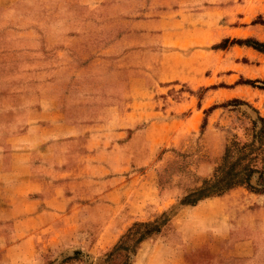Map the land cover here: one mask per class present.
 I'll return each instance as SVG.
<instances>
[{
  "label": "crops",
  "instance_id": "1",
  "mask_svg": "<svg viewBox=\"0 0 264 264\" xmlns=\"http://www.w3.org/2000/svg\"><path fill=\"white\" fill-rule=\"evenodd\" d=\"M177 1L156 15L162 47L200 45L174 51L197 55L201 45L212 43L215 8L204 6L186 12L187 3ZM172 10L169 23L166 16ZM245 20L237 16L223 30L231 38L264 41V24ZM227 49L240 50V58L249 61H240V72L230 78L258 77L257 60L263 57L262 52L238 43ZM169 63L160 60L155 86L170 78L185 81L191 88L208 83L207 66L201 67V61L187 67L182 66L184 62L174 63L173 74L168 70L165 75ZM141 88L148 86L142 84ZM246 90L254 92L240 82V96ZM106 93L89 98L68 90L60 102L45 99L32 105L29 112L4 121L11 127L0 143V229L4 239L0 251L5 260L0 264H43L36 253L50 247L58 252L104 249L134 221L153 219L177 197L201 186L214 170V161L205 157L201 164L175 176L176 180L165 181L166 160L174 153L163 152L154 164L159 179L150 199L149 153L144 145L148 134L143 129L134 135L131 132L137 115L143 119L147 102L124 101ZM137 105L141 110L134 109ZM57 111L61 121L55 119ZM134 136L144 141L141 148L132 147ZM57 139L62 145L61 163L55 165L49 162L53 155L49 147ZM133 170L140 178L133 180L127 175ZM257 180L258 175L252 174L249 184L254 186ZM259 243L264 245V189L258 192L239 185L195 204L180 205L160 231L139 242L130 264H194L195 259L207 256L248 258Z\"/></svg>",
  "mask_w": 264,
  "mask_h": 264
},
{
  "label": "rangeland",
  "instance_id": "2",
  "mask_svg": "<svg viewBox=\"0 0 264 264\" xmlns=\"http://www.w3.org/2000/svg\"><path fill=\"white\" fill-rule=\"evenodd\" d=\"M174 1L0 0V143L5 141L11 127L4 121L29 112L32 105L37 106L45 99L49 103L60 102L68 90L89 98L107 91L106 94L120 100L147 102L143 119L137 115L131 132L134 135L143 129L148 134V143L144 145L145 148L148 145L149 153L150 199L158 186L154 164L161 153H174V157L168 156L166 160L165 181L176 180L175 176L201 164L205 157L215 163L201 186L177 197L153 220L160 222L170 216L183 200L193 198L186 195L213 183L218 174L227 170L228 159L242 153L247 155L241 165L254 167L252 174H258L253 187L264 189V137H254L262 125L261 118L264 119V53L257 60L260 73L257 78L240 75L230 78L231 74L240 72V61H249L240 58V50H224L236 38L223 30L237 16L246 17L245 21H262L264 0H181L187 3L186 12L204 6L215 8L212 43L201 45L197 55H190L191 51L182 55L174 51L200 45L162 47L159 30L155 28L156 15L162 8L175 5ZM173 12L166 16L169 23ZM183 56L190 57L185 60ZM162 58L170 62L165 75H169L168 70L173 74L174 63L184 62L182 66L187 67L201 61V67L207 66L208 83L191 88L187 82L169 76L160 87L155 86L157 65ZM243 80L251 81L247 84L253 93L246 90L240 96ZM142 84L148 88H141ZM107 98L109 101L110 97ZM135 107L141 110L140 106ZM55 119L61 121L59 112ZM132 142L134 148H141L144 143L140 136ZM61 147L60 139L50 145L49 149L53 150L50 163H61ZM238 160L236 167H240ZM189 169L195 173L193 168ZM128 174L133 180L139 177L136 170ZM235 198L240 199L237 195ZM140 222L143 221L134 222L104 249L58 252L50 247L37 252L36 257L43 264H130L136 238L149 229ZM1 234L0 229V247H3ZM3 257L0 251V263L5 261ZM194 264H264V245H256L252 257L207 256L195 259Z\"/></svg>",
  "mask_w": 264,
  "mask_h": 264
},
{
  "label": "trees",
  "instance_id": "3",
  "mask_svg": "<svg viewBox=\"0 0 264 264\" xmlns=\"http://www.w3.org/2000/svg\"><path fill=\"white\" fill-rule=\"evenodd\" d=\"M254 22H255V20H254ZM256 22H259V21H256ZM260 23L264 24V19H262V21H260ZM250 38H252V39H250ZM249 40H252V42H250ZM235 43L246 44L248 46H252L256 50L264 53V41L257 40L254 37L238 38V39H234V40L232 39L231 44H235ZM242 82L251 83V81H249V80H243ZM261 122H262V125L258 129V131L256 132V135L254 136L257 139H259V138L262 139V137H264V119L263 118H261ZM246 155H247V153H242L237 158L233 159V157H230L228 159V166H227L228 168L226 171H224L221 174H218L216 179L210 185L205 186L199 190H196V191L191 192L190 194L186 195V198L189 195L193 196V198L190 200H183L182 204H184V205L195 204L196 202H198L199 200H201L205 197H209V196H213V195H220V194L226 192L227 190H229L235 186H238V185H246L251 190L258 191V192L263 191V189L255 188L249 184L250 177H251L252 173L255 172V168L248 166L244 163H243L244 165L243 164L241 165V160ZM238 159H240V167H236L237 163H239ZM162 212H160L156 216H158V215L160 216L162 214ZM168 218H169V216L168 217L165 216L160 222H157L153 219H151V220H140V221H143V222H140V225L142 224V225L148 227L149 229L145 232L140 233V235L136 238L134 247L132 248L133 249L132 251L136 250V247L140 241H142L145 238L151 237L152 235H154L158 231H160L161 226L168 220ZM137 221H139V220H137ZM134 222H136V221H134ZM127 247L130 248L129 246H127Z\"/></svg>",
  "mask_w": 264,
  "mask_h": 264
},
{
  "label": "water",
  "instance_id": "4",
  "mask_svg": "<svg viewBox=\"0 0 264 264\" xmlns=\"http://www.w3.org/2000/svg\"><path fill=\"white\" fill-rule=\"evenodd\" d=\"M255 175H258V174H256V173H254Z\"/></svg>",
  "mask_w": 264,
  "mask_h": 264
}]
</instances>
